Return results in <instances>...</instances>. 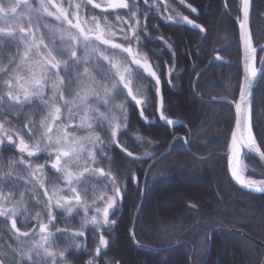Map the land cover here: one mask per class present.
<instances>
[{
    "label": "snow or ice",
    "instance_id": "obj_1",
    "mask_svg": "<svg viewBox=\"0 0 264 264\" xmlns=\"http://www.w3.org/2000/svg\"><path fill=\"white\" fill-rule=\"evenodd\" d=\"M178 3L199 15L192 4ZM89 5L101 10L100 16L86 13ZM224 8L230 11L228 0ZM145 9L165 22L208 32L167 0L159 4L156 0L152 4L149 0H0V150L9 146L18 150L16 157H6L0 165V264H71L73 249L86 247L76 241L89 234L96 245L85 264H100L102 250L110 244L104 233L117 225L111 217L124 201L127 180L139 186L130 164L155 156L148 151L137 155L118 138L128 131L129 102L145 124L151 123L145 112L152 108L164 124L180 123L166 115L160 75L143 50L142 36L156 39L147 33ZM120 11L125 15L120 16ZM238 11L244 83L238 99L229 102L235 112L227 154L232 178L242 188L264 195V179L246 177L247 165L241 160L242 153L264 160L253 127L251 91L257 74L264 77V57L257 67L250 28L253 0H239ZM108 15L114 16V22ZM153 27L159 30L158 25ZM159 39L171 50L163 36ZM259 50L264 52V45ZM173 72L169 68L168 76ZM140 80L151 83L143 85ZM184 139L173 136L174 141ZM136 140L138 147L153 143L141 134ZM110 145L127 162L110 155ZM41 155L48 157L45 163H33ZM159 162L160 158L153 160L149 170ZM46 166L59 182L46 177ZM62 220L63 228L58 226ZM72 220L78 221V228L71 227ZM58 235L71 243L57 250Z\"/></svg>",
    "mask_w": 264,
    "mask_h": 264
},
{
    "label": "trees",
    "instance_id": "obj_2",
    "mask_svg": "<svg viewBox=\"0 0 264 264\" xmlns=\"http://www.w3.org/2000/svg\"><path fill=\"white\" fill-rule=\"evenodd\" d=\"M156 2L159 4L160 0ZM238 2L228 0L229 11L224 8V0H185L198 10L197 15L178 0H167L171 8L203 25L207 34L191 26L165 22L159 15L153 16V10L145 9L149 16L147 33L156 39L142 36L143 50L160 75L166 115L180 123L164 124L152 108L145 112L151 123L145 124L139 110L129 102L128 131L118 138L137 155L148 151L155 156L146 162L130 164L139 178V186L131 178L127 180L124 201L111 217L117 220V225L113 232L104 233L110 244L107 250H102L100 264L106 261H119V264H263L264 195L247 191L234 182L227 154L235 112L229 102L238 98L242 79ZM152 3L153 0H149V4ZM160 10L163 12V7ZM85 12L100 16L101 10L89 5ZM118 14L125 15L124 11ZM107 18L114 22L113 15ZM154 25H158L159 30ZM251 31L254 46L264 43V0H253ZM161 36L172 46L171 50L159 39ZM217 55L220 59H216ZM261 55L259 51L258 59ZM169 68L174 69L171 77L168 76ZM138 83L148 85L151 81ZM252 119L257 141L264 148L262 75L254 91ZM137 134L148 137L153 143L138 147ZM174 135L185 139L174 141ZM110 148V155L124 160L119 149L111 145ZM17 155L18 150L11 146L0 150V165L5 163L6 157ZM158 158L160 162L149 170L153 160ZM47 159L46 155H41L33 163L42 164ZM245 161L246 177L264 178V168L255 157L247 154ZM45 174L50 181L59 182L55 171L48 166ZM58 226L63 228L66 222L62 220ZM71 227L78 228V221L72 220ZM137 241L148 247H137ZM76 242L86 247L73 249L71 264H85L89 253L94 252L96 240L89 234ZM69 243L66 237L57 236V250ZM160 248L165 250L154 251Z\"/></svg>",
    "mask_w": 264,
    "mask_h": 264
},
{
    "label": "water",
    "instance_id": "obj_3",
    "mask_svg": "<svg viewBox=\"0 0 264 264\" xmlns=\"http://www.w3.org/2000/svg\"><path fill=\"white\" fill-rule=\"evenodd\" d=\"M251 20H252V13H251V16H250V28H251ZM238 25H239V23H238ZM239 34H240V26H239ZM240 42H241V50H242V79H241V85H240V88H241V86H242L243 83H244V52H243V43H242L241 40H240ZM261 45H264V43H262ZM256 47H257V54H258V52L260 51V50H259V46H256ZM261 57H264V52H262ZM261 57H260V58H261ZM259 61H260V59H259ZM259 61L257 62V67L260 66ZM261 75H262L261 73H258V74H257V79L253 81V86H252V90H251V91H252V102H253L254 91H255V88H256V86H257V84H258V81H259ZM238 95H239V94H238ZM237 99H238V98H237ZM250 155L253 156V157H255V158H256V159L262 164V166H263V168H264V160H261L256 154H250ZM233 180H234V178H233ZM234 182H235L238 186H240L235 180H234ZM240 187H241V186H240ZM243 189H245V188H243ZM245 190L249 191L248 189H245ZM144 196H145V183L143 184V188H142V201H143V199H144ZM141 203H142V202H141ZM141 203H140V205H139L138 210L140 209ZM263 264H264V262H263Z\"/></svg>",
    "mask_w": 264,
    "mask_h": 264
},
{
    "label": "bare ground",
    "instance_id": "obj_4",
    "mask_svg": "<svg viewBox=\"0 0 264 264\" xmlns=\"http://www.w3.org/2000/svg\"><path fill=\"white\" fill-rule=\"evenodd\" d=\"M229 159H230V157H229ZM241 160H242V162L245 164V154H244V153L241 154ZM244 175H245V174H244Z\"/></svg>",
    "mask_w": 264,
    "mask_h": 264
},
{
    "label": "rangeland",
    "instance_id": "obj_5",
    "mask_svg": "<svg viewBox=\"0 0 264 264\" xmlns=\"http://www.w3.org/2000/svg\"><path fill=\"white\" fill-rule=\"evenodd\" d=\"M239 37H240V34H239ZM240 43H241V42H240ZM241 53H242V50H241ZM245 165H247L246 162H245ZM244 174H245V176H246V171H245ZM251 179H253V178H251ZM263 179H264V178H263ZM255 180H262V179H255ZM140 207H141V206H140ZM235 231H239V230H235ZM239 232H241V231H239ZM241 233H242V232H241Z\"/></svg>",
    "mask_w": 264,
    "mask_h": 264
}]
</instances>
